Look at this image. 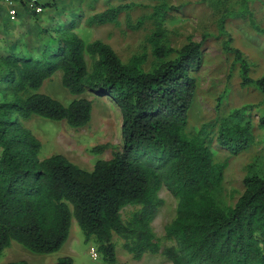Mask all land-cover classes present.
Here are the masks:
<instances>
[{"label": "trees", "instance_id": "16d2710c", "mask_svg": "<svg viewBox=\"0 0 264 264\" xmlns=\"http://www.w3.org/2000/svg\"><path fill=\"white\" fill-rule=\"evenodd\" d=\"M202 1L219 6L229 0ZM250 1L239 0L237 11L225 8L218 30L239 63L242 85L260 92L258 124L264 131V75H250L247 58L226 31L227 18L243 15L264 34L252 19ZM77 2L78 8L64 16L59 0H48L41 15L21 12L15 23L4 19L6 37L0 43L10 46L0 51V256L13 242L37 254L57 252L75 219L108 264L117 263L115 237L136 259L162 253L173 264H264V161L249 165L243 192L230 202L227 162L217 160L213 149L216 141L235 155L249 150L255 144L252 110L235 108L216 123L189 130L199 91L195 71L204 56L203 42L191 37L180 47L172 45V13L185 5L169 0L154 6L110 4L81 27L84 11L82 0ZM136 8L150 9L136 26L153 20V29L144 51L129 61L101 39L88 41L89 29L81 34L95 25H117L121 14ZM18 24L26 27L19 33L28 39L14 33ZM57 72L74 96L68 104L40 91ZM88 90L107 95L119 107L121 150L97 160L92 171L62 154L40 158L42 143L26 122L39 116L65 121L71 128L87 126L94 109V102L83 96ZM216 108L225 113L220 104ZM163 188L178 200L176 216L165 229L174 244L165 248L152 227L165 204L159 196ZM129 206L135 209L125 218ZM72 263L67 257L56 264Z\"/></svg>", "mask_w": 264, "mask_h": 264}, {"label": "rangeland", "instance_id": "374dc122", "mask_svg": "<svg viewBox=\"0 0 264 264\" xmlns=\"http://www.w3.org/2000/svg\"><path fill=\"white\" fill-rule=\"evenodd\" d=\"M77 1L59 0L62 6L60 11H65L62 16L78 8ZM234 1L235 3L229 0L224 5L216 6L202 0H169V3L175 6L185 5L181 10L172 13V16L176 17L169 31L172 45L180 47L190 37L193 41L203 42V63L195 71L199 91L190 113L189 130H198L205 124L216 123L217 118L228 115L235 108L249 106L252 110L250 116L254 125L255 144L249 150L235 155L221 148L216 141L213 142L217 160L227 162L225 192L230 202H234L243 192V180L249 172V165L255 160L259 163L264 161L261 158L264 154V143H262L264 131L259 127L260 112L257 110L258 107H263L262 97L254 86L242 85L239 63L236 62L234 54L225 47L227 36L220 34L218 30V22L223 10L227 8L237 11L239 8V0ZM121 2H141L154 6L158 0H82L84 22L81 27L85 26L86 19L90 15L104 10L110 4L117 5ZM249 5L254 13L252 19L259 27L264 28V0L250 1ZM149 11L150 9L136 8L121 14L117 25H95L80 31L86 36V31L89 29L88 41L101 39L110 44L125 61H129L134 55L142 53L147 44V37L153 29V20L152 22L148 20L139 27L136 25ZM251 24V20L243 15L231 16L227 18L226 31L232 37V45L240 49L247 58L251 68L250 75L257 79L264 75V34L255 30ZM25 28H20L18 24L14 28V33L19 35L26 30ZM20 36L24 35L20 34ZM29 37L24 36L22 40ZM9 46L10 43L7 44L2 40L0 51ZM150 58L152 60V56ZM40 91L65 104L74 99V96L63 86L60 72L47 80ZM83 96L94 102L93 117L87 126L71 128L65 121H54L39 116L26 122V126L42 143L40 158L62 154L81 168L92 171L97 160L109 159L114 152L121 150L122 115L119 107L107 95L88 90ZM218 104L225 113L217 112ZM101 145H107L101 153L92 151L94 147ZM159 196L164 199L165 204L152 221V227L162 248H165L174 244L166 238L165 229L176 216L178 200L166 188L159 191ZM134 209L133 206L126 207L123 216L126 218ZM114 242L117 245L116 264H173L162 253L145 254L140 259H136L133 254L125 250L123 240L115 237ZM92 247L98 252L96 258L91 253ZM67 257L73 259L72 264H108L101 258L97 245L93 241L86 240L75 219L68 240L57 252L37 254L13 242L0 256V264L23 260L29 264H56L59 259Z\"/></svg>", "mask_w": 264, "mask_h": 264}, {"label": "built area", "instance_id": "2783aa9c", "mask_svg": "<svg viewBox=\"0 0 264 264\" xmlns=\"http://www.w3.org/2000/svg\"><path fill=\"white\" fill-rule=\"evenodd\" d=\"M48 0H0V11L5 10V18L8 23H15L21 12L43 14ZM93 257L98 256L97 250L92 247Z\"/></svg>", "mask_w": 264, "mask_h": 264}, {"label": "crops", "instance_id": "0c3cea01", "mask_svg": "<svg viewBox=\"0 0 264 264\" xmlns=\"http://www.w3.org/2000/svg\"><path fill=\"white\" fill-rule=\"evenodd\" d=\"M4 19H5V10L4 11H0V39H4V37H6V34L4 32L5 25L3 24L4 23Z\"/></svg>", "mask_w": 264, "mask_h": 264}]
</instances>
